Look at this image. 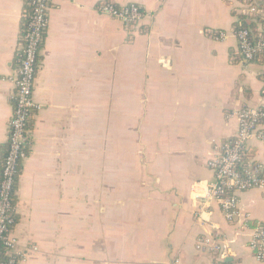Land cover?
<instances>
[{"label": "crops", "instance_id": "crops-1", "mask_svg": "<svg viewBox=\"0 0 264 264\" xmlns=\"http://www.w3.org/2000/svg\"><path fill=\"white\" fill-rule=\"evenodd\" d=\"M101 3L137 4L144 18L127 28ZM244 3L51 0L15 190L23 264H219L195 250L204 234L228 244V263L264 264L240 229L264 226V191L240 195L236 224L210 204L200 225L193 197L213 182L206 163L234 138V114L264 108V61L243 60L233 33ZM24 9L0 0V158ZM251 148L262 162L263 146Z\"/></svg>", "mask_w": 264, "mask_h": 264}, {"label": "built area", "instance_id": "built-area-1", "mask_svg": "<svg viewBox=\"0 0 264 264\" xmlns=\"http://www.w3.org/2000/svg\"><path fill=\"white\" fill-rule=\"evenodd\" d=\"M50 3L51 0H27L30 7L29 21L26 30L22 35L20 33L18 66L11 79L14 108L7 128L5 155L0 162V264H23V256L18 253L17 241L12 234V199L20 164L26 156L28 120L37 109L33 89L48 25ZM243 8L244 14L249 16L264 14V10H259L253 0H248ZM97 12L121 22L127 28L140 24L144 18L136 4L117 6L101 3L97 6ZM233 33L238 42V54L243 60L251 62L264 57V38L261 35H251L247 29ZM217 34L218 39L226 38L224 33ZM234 116L238 122L234 138L223 142L216 156L206 163L213 174V182L198 184V190L193 196L196 201L201 202L195 220L202 226L206 224L205 217L210 214V204L218 206L226 222L239 223L242 217L239 211L240 195L251 189L264 191V160L254 161L251 148L253 141L259 142L264 148V108H244ZM246 154L248 156L244 160ZM240 229L249 233L248 246L253 250L255 260L264 261V226L256 223L249 228L247 224H242ZM195 250L212 253L219 262L225 261L231 254L228 244L215 239L211 234L198 237ZM173 264L180 262L175 259Z\"/></svg>", "mask_w": 264, "mask_h": 264}, {"label": "trees", "instance_id": "trees-1", "mask_svg": "<svg viewBox=\"0 0 264 264\" xmlns=\"http://www.w3.org/2000/svg\"><path fill=\"white\" fill-rule=\"evenodd\" d=\"M239 1H244L245 2L244 4H247V2H248V0H239ZM253 1L255 2V6H257L259 10L264 8V0H262L263 2L260 1V0H253ZM117 6H120V5H117ZM122 6H124V5H122ZM137 6L140 8V11L142 12V14L144 16V11L141 9V7L139 5H137ZM24 11H25L24 18L22 19L21 26H20L21 35L26 30L27 24H28V21H29L28 17H29V13H30V7L27 4V0H25V9H24ZM237 17H238V21L233 26V30L234 31L237 32L239 30L247 29V30H249L251 35H254V36L261 35V37L264 38V14H256L254 16H249L247 14H242V15L240 14ZM140 24L134 25L132 28H136ZM258 59H260V61H264V57H260ZM258 59L253 60V61H258ZM253 61H251V62H253ZM31 129H32V118H30L28 120V124H27L28 132H30ZM26 152H27V150H25V153ZM4 153H5V148H4V151L2 150V152H1L2 156L0 158V162L2 161V158L5 155ZM247 156H248L247 154L244 155V160L247 158ZM240 168H242V167H240ZM19 171H20V169H19ZM19 171H18V175H19ZM16 184H17V178H16ZM15 190H16V187L14 188V191ZM15 201H16V199H15V195H14L13 199H12L13 206L15 205ZM11 218H12V229H13L14 225L17 222L16 216H15L14 213L12 214ZM247 225H248L249 228H251L253 224L248 222ZM215 239H217V238H215ZM219 264H230V263H228L226 261H222V262H219Z\"/></svg>", "mask_w": 264, "mask_h": 264}, {"label": "water", "instance_id": "water-1", "mask_svg": "<svg viewBox=\"0 0 264 264\" xmlns=\"http://www.w3.org/2000/svg\"><path fill=\"white\" fill-rule=\"evenodd\" d=\"M226 262H230V259H226Z\"/></svg>", "mask_w": 264, "mask_h": 264}]
</instances>
